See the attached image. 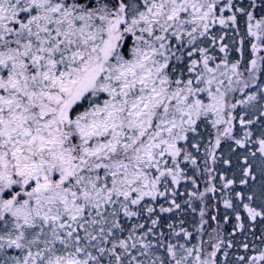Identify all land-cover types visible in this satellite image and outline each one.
Wrapping results in <instances>:
<instances>
[{
  "label": "snow or ice",
  "instance_id": "obj_1",
  "mask_svg": "<svg viewBox=\"0 0 264 264\" xmlns=\"http://www.w3.org/2000/svg\"><path fill=\"white\" fill-rule=\"evenodd\" d=\"M0 264H264V0H0Z\"/></svg>",
  "mask_w": 264,
  "mask_h": 264
}]
</instances>
